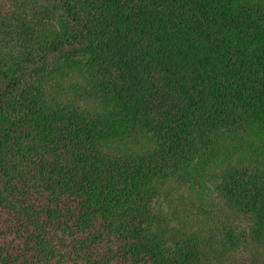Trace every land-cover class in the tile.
I'll return each instance as SVG.
<instances>
[{
    "label": "trees",
    "instance_id": "obj_1",
    "mask_svg": "<svg viewBox=\"0 0 264 264\" xmlns=\"http://www.w3.org/2000/svg\"><path fill=\"white\" fill-rule=\"evenodd\" d=\"M75 73L83 103L51 89ZM253 235L264 0H0V264H208Z\"/></svg>",
    "mask_w": 264,
    "mask_h": 264
},
{
    "label": "rangeland",
    "instance_id": "obj_2",
    "mask_svg": "<svg viewBox=\"0 0 264 264\" xmlns=\"http://www.w3.org/2000/svg\"><path fill=\"white\" fill-rule=\"evenodd\" d=\"M81 81L79 73L64 75L60 77L56 85L52 84L51 89L55 90L58 95L55 92L54 94L62 101L83 103L84 99L88 97V93L85 89V85ZM191 195L196 194L192 193ZM206 195L208 199L207 202H209L210 205L212 203V208H214V210L209 212L211 216L210 219L213 222H217L216 224L218 226H221V224L224 226L227 223L231 224L232 228H239L241 231L244 227H247L248 224L246 223V219L239 213L237 214L228 209L219 201L215 191L211 192L209 195L207 192ZM201 205L204 206L203 203H201ZM197 206L200 205L197 204ZM205 212H207L206 207ZM216 233L218 236L219 231L217 230ZM256 239L254 235L250 236L245 246L239 245L237 248L230 249L231 251L225 250L224 247L212 250L208 264H264V238Z\"/></svg>",
    "mask_w": 264,
    "mask_h": 264
}]
</instances>
